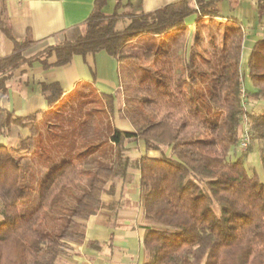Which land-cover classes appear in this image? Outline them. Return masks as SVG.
I'll use <instances>...</instances> for the list:
<instances>
[{"label":"trees","instance_id":"16d2710c","mask_svg":"<svg viewBox=\"0 0 264 264\" xmlns=\"http://www.w3.org/2000/svg\"><path fill=\"white\" fill-rule=\"evenodd\" d=\"M222 1L179 0L135 15L119 13L117 0L106 15L107 0H94L76 40L28 60L21 55L26 42L13 41V54L0 60V91L25 63L47 69L103 51L133 66L139 92L122 103L119 91L98 94L84 85L39 122L0 109V264H56L70 245L83 244L85 222L103 207V195L119 182L130 183V171L139 174L143 264H264V182L245 169L246 152L236 153L247 129L250 141L260 145L264 171V110L255 114L245 106L246 100L264 104V35L246 60L254 91L243 86L245 37L238 19L224 30L213 59L191 46L182 60L180 30L187 28V19L194 17L195 24L221 19L217 5ZM255 5L264 16V0ZM122 19L127 22L120 27ZM0 28L11 38L2 18ZM172 31L180 39L177 49L145 44ZM40 85L48 105L60 100L57 84ZM87 92L97 98L89 101V111ZM99 103L105 109H97ZM117 117L129 128L116 125ZM11 126L29 131L14 148L1 142ZM34 161L41 163L38 202L22 213L26 164ZM84 177L90 179L78 195Z\"/></svg>","mask_w":264,"mask_h":264},{"label":"crops","instance_id":"0c3cea01","mask_svg":"<svg viewBox=\"0 0 264 264\" xmlns=\"http://www.w3.org/2000/svg\"><path fill=\"white\" fill-rule=\"evenodd\" d=\"M116 1L107 0L103 10L106 15L112 14ZM177 1L120 0L118 12L149 13ZM93 3L94 0H0V19L4 20L11 36L8 37L0 28V60L13 54L14 40L26 42L21 51L25 60L34 58L49 47L76 40L82 33ZM186 22L188 29L196 26L194 17ZM53 62L54 58L48 60L49 64ZM120 81L118 62L103 51L85 57L73 56L67 64L47 69L38 62L25 63L11 73L5 83L6 89L0 91V109L12 117H36V122H39L81 86L88 85L98 94L112 95L120 91ZM42 83L57 84L62 91L60 100L53 106L48 105L41 91ZM114 123L124 129L129 128V123L118 117ZM28 135L26 127L11 126L1 142L14 148ZM149 155L157 157L158 153L150 152ZM129 178L130 183L119 182L113 193L102 196L103 207L85 222L83 244L70 245L56 264L145 262V223L139 204V174L130 171Z\"/></svg>","mask_w":264,"mask_h":264},{"label":"rangeland","instance_id":"374dc122","mask_svg":"<svg viewBox=\"0 0 264 264\" xmlns=\"http://www.w3.org/2000/svg\"><path fill=\"white\" fill-rule=\"evenodd\" d=\"M217 10L221 15V19L227 18L226 20H218V19H203L200 20L194 29H182L180 30V34L182 35V39L185 41V52L183 55V62L185 63L187 58L188 49L191 46H195V51L197 54H201L205 58L213 59L216 53V49L222 44V34L224 30L229 31L231 22L233 19H238L240 21V27L243 30L245 41L243 43L242 55H241V65L242 70L245 72L243 86L245 90L254 91L253 86L251 85L248 76H247V66L246 60L248 55L250 54L252 48L256 45V43L263 38L264 35V16H259L256 10V5L254 0H224L217 5ZM127 20L122 19L121 23L118 26H122L125 24ZM125 22V23H123ZM222 24H219V23ZM221 25V27H220ZM177 32L172 31L168 35H165L161 39L156 38H147L145 39V44H153L154 47H163L169 48L171 50L178 48L179 40L177 38ZM213 36L214 40L211 43L210 37ZM144 46L143 43L139 44ZM146 47V45H145ZM136 49V48H135ZM133 66H129L127 63L120 62L118 63L119 69V78H120V91L119 95L121 97L118 98L122 103L124 102V97L126 98H135L138 95V85H137V72L133 70ZM90 92H87L85 96L87 99V103L85 104L86 111L91 110L89 103L92 99H97L93 97V95H89ZM94 94V93H92ZM69 97H67L68 99ZM84 99V98H83ZM64 102V101H63ZM62 102V103H63ZM66 102V100H65ZM246 108L252 110L253 113L257 114L264 110V104L262 102H251L246 100ZM120 105V102H119ZM97 109H105V103H99V105H95ZM139 148L142 150L143 145L140 143ZM245 151L240 150L241 148L238 146L236 149V153L246 152L247 157L244 160L245 169L249 174L255 173L259 178L260 182H264V171L262 167V163L260 160V145L257 142H251ZM236 154V155H237ZM54 155V153L52 154ZM234 157V156H233ZM26 170L28 171L25 180L24 187L27 190V201L25 204L20 205L18 210L22 213H28L32 211L38 202V183L41 181L42 177L39 179L37 176L38 170L41 169V163L39 161L30 162L28 165L26 164ZM90 178L84 177V183L82 187L79 188L77 194L80 195L86 191V182H88Z\"/></svg>","mask_w":264,"mask_h":264},{"label":"built area","instance_id":"2783aa9c","mask_svg":"<svg viewBox=\"0 0 264 264\" xmlns=\"http://www.w3.org/2000/svg\"><path fill=\"white\" fill-rule=\"evenodd\" d=\"M250 145V135L247 131V129L244 130L241 140L239 142V147L241 148L240 150L245 151L248 149L247 147Z\"/></svg>","mask_w":264,"mask_h":264}]
</instances>
